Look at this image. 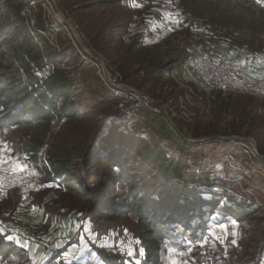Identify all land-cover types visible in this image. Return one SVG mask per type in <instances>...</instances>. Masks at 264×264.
<instances>
[{"label": "rangeland", "instance_id": "rangeland-1", "mask_svg": "<svg viewBox=\"0 0 264 264\" xmlns=\"http://www.w3.org/2000/svg\"><path fill=\"white\" fill-rule=\"evenodd\" d=\"M61 2L91 40L94 30H89L90 35L86 32L88 23L94 18L98 26L104 22L105 32L93 43L95 48L86 46L87 54H104L107 58L102 56L110 67L120 72L123 83L158 104L169 103L171 110H168V121L142 109L134 120L119 121L115 109L118 101L97 81L100 79L97 67L92 63L81 64L84 59L80 55L67 65L73 67L79 62L81 70L75 71L77 82L87 78V82L100 89L106 100L101 105L103 118L99 126L92 127L86 122V116L92 115L86 104L90 107L92 103H80L78 117L54 120L35 150L31 147L29 134L0 133V141L12 149L5 156L20 159L21 154H25L32 161L39 148L45 146L48 162L40 177L44 187L38 193L23 196L19 192H0V222H7L12 229L6 231L0 225L1 237L6 244L1 247L0 264H150L145 253L140 255L143 248L136 235L133 216L116 221L94 220L83 212L87 204L83 205L84 201L78 196L81 188L76 185V180L81 175L71 170L69 174L59 176L51 169L50 156L62 146L73 148L74 162L77 168L81 166L87 149L91 145L98 147L99 136L110 135L112 126L142 136L150 146L160 144L194 170L212 169L220 179L212 192L223 199L212 215L204 216L206 229L194 231L197 221L191 222L190 229L180 224L172 225L173 229L166 231V237L162 239L163 252L156 264H264V125H261L264 123V76L260 78L261 85L253 82L262 89V96L203 91L197 82H183L177 73L175 62L180 59L178 56L183 47L175 39L183 32H176L172 38L166 37L162 43L142 36L148 32L145 30L152 28L150 21L159 17L156 11L161 8L166 13H179L180 22L188 20L208 28L218 42L254 53H264L263 31L219 25L209 15L194 16L187 0ZM86 4L95 9L86 11ZM30 9L33 7L24 8L22 13L26 15ZM62 12L49 7L46 14L52 19L49 21L56 32L62 37L70 36L77 27L71 23L74 22L71 17L67 21L63 19L65 12L63 15ZM87 14L89 18L84 19ZM64 20L75 30L68 29ZM102 37L104 40L100 39ZM87 38L84 39L89 45ZM112 58L116 61H111ZM85 82L78 88L83 96H87L86 90L90 89ZM97 153L103 155L104 147ZM98 168L99 172L109 171L104 164ZM203 197L210 196L203 194ZM221 225L225 226L226 232ZM233 231L237 233L235 237L231 235ZM8 235L14 239L9 240ZM233 239L235 243H232ZM120 240L126 242L127 248L122 253L117 247Z\"/></svg>", "mask_w": 264, "mask_h": 264}, {"label": "trees", "instance_id": "trees-1", "mask_svg": "<svg viewBox=\"0 0 264 264\" xmlns=\"http://www.w3.org/2000/svg\"><path fill=\"white\" fill-rule=\"evenodd\" d=\"M187 1L194 16L209 15L219 25L264 33V5L256 0ZM58 3L66 16L75 22L82 36L87 38L73 16L65 11L61 0ZM43 4L45 0H0V133L29 134L33 150L54 120L76 119L80 103H92L90 107L86 104V109L92 111L91 116H86V122L94 128L99 126L104 114L101 105L106 102L100 89L87 82V78L77 82L75 71L81 70L79 67L83 62L67 66L79 59L71 39L57 32L56 44L49 42L47 33L52 27ZM28 6L35 9L34 31L29 30L26 16L22 13ZM85 8L86 11L95 9L88 4ZM86 17L89 15L83 18ZM95 21L94 18L86 27L89 35V30H94L92 40L87 38V46L92 48L105 32L104 22L98 26ZM100 39L104 40L103 37ZM45 61L53 65L54 72L43 81L42 87H35L38 81L31 64L40 68ZM111 61L116 60L112 58ZM83 81L90 86L86 90L87 96L78 91ZM118 118L122 120L120 116ZM118 128L110 127L108 136L101 134L99 146L91 145L87 149L86 158L78 168L73 148L58 147L50 156L51 169L59 176L67 175L71 170L81 175L76 180V185L81 188L78 196L84 201L83 205L87 204L83 212L94 220L116 221L124 216H133L136 235L147 263L156 264L163 252L162 239L166 237V231L173 229L172 225L180 224L190 229L191 222L197 221L194 231L206 229L204 216L212 215L223 199L212 192L220 179L214 170H194L160 144L150 146L142 136L128 134ZM103 147L105 153L99 155L97 151ZM36 154L32 161L37 160ZM100 164L109 171L99 172ZM203 194L210 197L204 198ZM2 234L0 231V251L6 245Z\"/></svg>", "mask_w": 264, "mask_h": 264}, {"label": "built area", "instance_id": "built-area-1", "mask_svg": "<svg viewBox=\"0 0 264 264\" xmlns=\"http://www.w3.org/2000/svg\"><path fill=\"white\" fill-rule=\"evenodd\" d=\"M43 6L46 17L51 21L52 19L50 18V16L46 14V11H49V7L52 10H58L59 12H62L61 8L58 5V0H45V4H43ZM34 10L35 9L33 7V10H28L25 15L26 23L30 31L36 30ZM63 14L64 13L62 12V15ZM32 15L34 17H31ZM63 16V19H66L67 21L68 17H66L65 14ZM51 21L50 23L52 27ZM66 21L65 23H60H63L68 29L69 27H72L74 29L71 23H74V25L77 27L75 22L69 23ZM77 29H74V34H71L68 37L74 43L78 56L80 55L84 59L81 62H83L84 64L92 63L97 67L98 77L100 78H97V81L101 83L106 91L108 90L112 98L118 101L115 104V109L121 119L134 120L135 118L140 116V114L142 113V109L152 116L163 117L166 119V121H168L167 118L169 117L167 116V114L168 110H171V105L169 103H165L162 105L158 104L152 101L144 93L123 83L120 72L113 70L108 64V61L98 52L96 54H87L86 40ZM56 33L57 32L53 29V27L47 33L49 42L54 45L56 44ZM83 48L84 51H82ZM31 67L33 74L38 81V84L36 83L35 87H42L43 81L49 78L54 72L53 65L47 61H45L40 68H38L34 64H31ZM192 70L197 77L196 85L203 91H219L222 93L248 95L251 94L254 96L263 95L262 89L259 88V86H256L248 78L242 64L238 60H225L211 54H202L192 62ZM45 155V146H41L39 148L37 152L38 157L35 162L30 161V159L25 154H21L19 161L24 164L25 172L17 173L15 174V176H13L8 171V166H5L4 171L0 172V192H19L23 196H31L41 191L44 187V184L40 180V177L43 173L44 166L48 167V162ZM55 180L59 181L57 178H55ZM0 225L6 231L12 230L7 222H0ZM124 244H126V242L122 240L118 241L117 247L119 252L121 253L127 250Z\"/></svg>", "mask_w": 264, "mask_h": 264}, {"label": "crops", "instance_id": "crops-1", "mask_svg": "<svg viewBox=\"0 0 264 264\" xmlns=\"http://www.w3.org/2000/svg\"><path fill=\"white\" fill-rule=\"evenodd\" d=\"M156 13L159 17L150 21L153 23L152 28L145 30L148 32L142 36L152 42L158 41L162 43L166 37L172 38L176 32H183L179 39H175L183 47L180 51L181 54L178 56L180 59L175 62L177 73L183 78V82H186V80L197 82L191 65L202 54H211L225 60H238L252 82L257 81L256 83H259L261 81L260 78L264 76V53H254L245 48L242 49L234 45L218 42L213 38L211 31L209 32L208 28L206 29L201 24L191 23L188 20L180 22V25L171 23L165 19L163 14L166 12L163 8L157 10ZM184 37L185 42H183ZM7 157L8 155L4 158L7 159Z\"/></svg>", "mask_w": 264, "mask_h": 264}, {"label": "snow or ice", "instance_id": "snow-or-ice-1", "mask_svg": "<svg viewBox=\"0 0 264 264\" xmlns=\"http://www.w3.org/2000/svg\"><path fill=\"white\" fill-rule=\"evenodd\" d=\"M256 2L258 4L264 5V0H256ZM138 6V5H137ZM165 16V19L168 20L171 23H175V24H179L180 20L177 18L179 16V13H176L175 15L172 13H164L163 14ZM12 149L7 145L6 142L0 141V172L4 171L5 166H8V171L15 176V174L17 173H23L25 172V166L23 163H21L19 161V158H13L11 155H8L7 159L4 158L5 153H11ZM35 210V209H34ZM233 225L235 226V221L232 222ZM222 228V230H224L225 232L227 231L225 226L221 225L220 226ZM231 235L233 237H235L237 235V233L235 231H233L231 233ZM7 238L9 240L14 239L13 236L8 235ZM217 239H219V237H217ZM17 242H19L17 240ZM223 242V241H221ZM235 239L232 240V243H235ZM140 255L143 256L144 255V250L140 249Z\"/></svg>", "mask_w": 264, "mask_h": 264}, {"label": "water", "instance_id": "water-1", "mask_svg": "<svg viewBox=\"0 0 264 264\" xmlns=\"http://www.w3.org/2000/svg\"><path fill=\"white\" fill-rule=\"evenodd\" d=\"M99 139V138H98ZM223 139H225V140H228L229 138H223ZM95 146V145H94Z\"/></svg>", "mask_w": 264, "mask_h": 264}]
</instances>
